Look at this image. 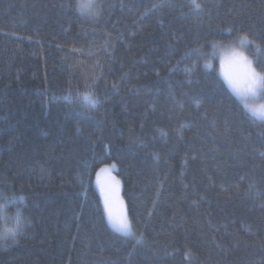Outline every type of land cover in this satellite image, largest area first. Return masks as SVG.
<instances>
[{"label": "trees", "instance_id": "16d2710c", "mask_svg": "<svg viewBox=\"0 0 264 264\" xmlns=\"http://www.w3.org/2000/svg\"><path fill=\"white\" fill-rule=\"evenodd\" d=\"M195 2L0 0V264H264V117L219 64L264 73V0Z\"/></svg>", "mask_w": 264, "mask_h": 264}, {"label": "rangeland", "instance_id": "374dc122", "mask_svg": "<svg viewBox=\"0 0 264 264\" xmlns=\"http://www.w3.org/2000/svg\"><path fill=\"white\" fill-rule=\"evenodd\" d=\"M247 39L248 38L246 37H237L231 42L233 46L229 47L228 44H223L220 47V51H223L228 48L227 50L220 53V72L224 76V78L227 79L228 82L230 80L233 81L241 90H243V88L245 87L249 72L246 69L244 61L245 59H251L244 50V47L249 44V41ZM233 49H236V51L230 53L229 50ZM252 49L254 50V48ZM226 51L229 52L227 53ZM234 90L238 97L245 103L247 109L252 114L257 115L258 119L261 118L260 115L264 112V99L261 97V89L257 88L254 94L248 93L246 96L242 95L241 92L237 91L235 88ZM251 101H253V104L251 103ZM251 106L253 110L250 108ZM260 120H263V118H261ZM110 168L107 167L104 168L103 171H101V177L104 185V203L107 197L113 214L123 215L124 217H126V208L122 197L123 194L120 190V182L116 178L113 168ZM120 233L127 236L130 235L124 232Z\"/></svg>", "mask_w": 264, "mask_h": 264}, {"label": "snow or ice", "instance_id": "6c2138e0", "mask_svg": "<svg viewBox=\"0 0 264 264\" xmlns=\"http://www.w3.org/2000/svg\"><path fill=\"white\" fill-rule=\"evenodd\" d=\"M192 3L196 8L200 7L199 4H196L195 0H192ZM81 7H85V6L82 5ZM229 83L232 84V86L237 91L241 92L242 95L246 96L248 93L254 94V92L257 88L264 89V73H258L254 68H251V66L249 65L248 77H247V81H246V84H245V87L243 88V90L239 89L238 86L233 81L230 80ZM261 116L264 117V113H261ZM102 171H103V169H102ZM14 199L15 198H13V200ZM20 199L23 200V197H20ZM2 207L3 206L0 205V208H2ZM105 208L108 211L109 220L111 221L112 226L117 231L130 234L131 228L128 224L127 218L124 217L123 215H114L113 214L111 207L109 205V200L107 197L105 199ZM16 223H17V228H22V223L20 220L19 212H17ZM8 232H10L12 234L13 241L15 242L17 230L16 229H9ZM6 234L7 233H5V235Z\"/></svg>", "mask_w": 264, "mask_h": 264}, {"label": "clouds", "instance_id": "9594fccd", "mask_svg": "<svg viewBox=\"0 0 264 264\" xmlns=\"http://www.w3.org/2000/svg\"><path fill=\"white\" fill-rule=\"evenodd\" d=\"M11 198L12 197H9V196H0V200H7V199H11ZM0 205H2L3 207L5 206L2 203H0ZM10 240L13 241V237H12L11 233H7L6 235L3 233H0V244H5V243L9 242Z\"/></svg>", "mask_w": 264, "mask_h": 264}]
</instances>
